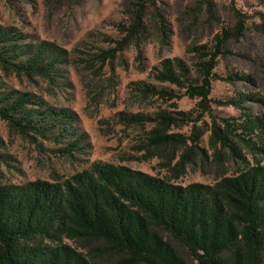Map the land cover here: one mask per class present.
<instances>
[{
  "label": "rangeland",
  "instance_id": "obj_1",
  "mask_svg": "<svg viewBox=\"0 0 264 264\" xmlns=\"http://www.w3.org/2000/svg\"><path fill=\"white\" fill-rule=\"evenodd\" d=\"M142 7L144 28L129 38L125 30ZM237 13L245 31L218 59L207 112L185 89L151 78L163 60L180 58L192 79H200L217 36L235 29ZM0 26L13 28L19 44L48 42L66 53L53 81L0 67V93L31 94L36 103L28 110H66L71 117L63 135L55 130L60 141L23 136L0 118V186L61 182L94 162L184 187L215 185L258 161L264 165V153L239 138L229 135V148L214 136V124L223 128V120L231 125L247 117L264 120V0H0ZM141 82L178 98L146 96L138 90ZM231 100L241 107L227 105ZM134 116L144 121L135 123ZM162 116L178 121L168 124ZM157 134L182 135L187 144H156ZM75 140L80 143L73 155L59 151ZM259 146L264 148V136ZM161 234L187 264H196L184 246ZM66 243L93 264H143L104 241Z\"/></svg>",
  "mask_w": 264,
  "mask_h": 264
},
{
  "label": "trees",
  "instance_id": "obj_2",
  "mask_svg": "<svg viewBox=\"0 0 264 264\" xmlns=\"http://www.w3.org/2000/svg\"><path fill=\"white\" fill-rule=\"evenodd\" d=\"M144 25L142 7L125 30L128 37L140 35ZM244 31L245 20L237 13L235 29L217 36L200 79H192L190 68L180 58L163 60L152 70L151 78L185 89L186 95L199 99V106L207 112L218 59L228 42L239 39ZM13 33V28L0 26V67L17 75L53 81L55 70L65 61V51L48 42L19 44ZM137 86L146 96L178 98L173 91L155 84L141 82ZM35 99L17 90L0 93V118L23 136L60 141L55 130L59 128L63 135L66 128L62 127L71 117L66 110H28ZM227 105L239 108L241 102L231 100ZM162 119L168 124L177 120L171 116ZM132 121L141 123L144 119L134 116ZM223 125L214 124V136L223 145L230 148L228 136L233 135L258 154L264 153L259 146L264 136L262 118L247 117L233 125L223 120ZM153 141L160 145L187 144L182 135L157 134ZM79 143L75 140L59 151L73 155ZM161 232L184 246L196 264H264L262 161L215 185L178 186L125 166L94 162L61 182L0 186V264H93L67 240L104 241L136 263L187 264Z\"/></svg>",
  "mask_w": 264,
  "mask_h": 264
}]
</instances>
